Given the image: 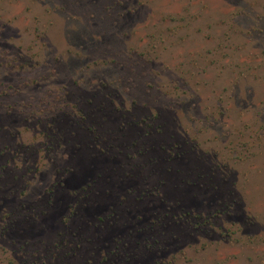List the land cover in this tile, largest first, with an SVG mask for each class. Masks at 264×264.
<instances>
[{"label": "rangeland", "instance_id": "obj_1", "mask_svg": "<svg viewBox=\"0 0 264 264\" xmlns=\"http://www.w3.org/2000/svg\"><path fill=\"white\" fill-rule=\"evenodd\" d=\"M0 264H264V0H0Z\"/></svg>", "mask_w": 264, "mask_h": 264}]
</instances>
